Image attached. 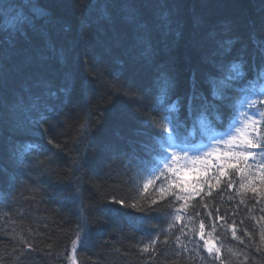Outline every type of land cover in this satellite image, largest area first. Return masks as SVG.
<instances>
[{"label": "trees", "instance_id": "trees-1", "mask_svg": "<svg viewBox=\"0 0 264 264\" xmlns=\"http://www.w3.org/2000/svg\"><path fill=\"white\" fill-rule=\"evenodd\" d=\"M108 2L3 0L0 36L15 37L23 72L0 91V264H66L84 216L77 264H264V171L241 160L219 184L212 179L211 189L205 184L186 200L176 193L161 201L141 183L160 139L151 120L161 115L154 100L162 78L172 83V99L185 105L173 144L202 140V128L226 129L227 116L222 127L185 123L186 98L194 89L210 97L221 60L229 67L236 59L260 64L264 0H156L179 4L173 9L179 23L154 40L148 59L131 35L92 7ZM20 11L32 23L16 33ZM85 21L89 39L82 44ZM53 44L63 53L59 60L50 54ZM37 78L44 86H36ZM240 86L226 91V104L237 107ZM28 144L34 147L21 155Z\"/></svg>", "mask_w": 264, "mask_h": 264}, {"label": "snow or ice", "instance_id": "snow-or-ice-1", "mask_svg": "<svg viewBox=\"0 0 264 264\" xmlns=\"http://www.w3.org/2000/svg\"><path fill=\"white\" fill-rule=\"evenodd\" d=\"M92 7L99 8L101 18L106 22L123 28L131 35L134 38L135 45L141 49L145 59L150 58L155 51L154 40L161 35L165 37L170 35L176 30L173 28V24L178 25L179 23L178 15L173 9L178 10L180 5L175 2L160 4L156 0H109L108 3H104L102 6L98 4L92 5ZM2 13L3 0H0V14ZM40 15H43V13H40ZM31 23V17L24 15L23 11L18 12L15 16L14 24L16 33H21L25 25ZM86 27L87 21H85L79 34V40L82 44H87L89 39ZM6 35V40L3 36H0V91L6 90L10 81L23 72L21 64L15 63L16 57L19 55V45L11 33H6ZM258 46L262 51L261 62L258 66L253 67L236 59L231 62L229 67L221 60L216 64L217 72L220 74L219 79L210 81L213 85L210 97L205 93H197L194 89L193 94L186 98L187 115L185 123L187 120L194 118V123L207 121L209 124H215L219 122V126L222 127L227 116V131L222 134L221 140L217 141V147L203 153V155L199 152L190 154L191 149L186 145L185 141H181L180 144L171 142L173 133H178L184 127L179 118V113L185 105L179 99H172V83L166 77L162 78L160 93L154 100V104L157 106L156 110L161 115L159 119L152 118L151 120V123L160 129L156 133L160 139L151 145L149 151V155L154 153V158L147 162L152 164V168L150 171L151 178L143 182V190L145 192L152 186L155 191L159 192L161 201L168 195H176L177 190L181 193H189L190 196L191 191L198 192L205 184L211 189L212 184L209 181L212 179H215L217 184H219L220 178L227 175L226 169L238 168L241 160L247 162L249 159L258 158L259 167L264 170V127H261L264 126V111L257 109L256 111L245 112L238 110L235 103L231 105L225 103L230 99L226 95V91L233 89L234 85H242L236 88L237 93L251 92L257 94L260 99L245 97L240 101L239 109H244L245 107L255 109L257 104H264V42H261ZM50 54L57 60L63 56V53L58 52L54 44L50 48ZM221 54L223 55V53ZM25 62L31 64L32 60L27 58ZM225 72H227V75H224ZM35 84L37 87H42L45 82L37 78ZM122 94L128 97L134 95L131 90H125ZM257 116L259 119H254ZM241 124L242 127L238 126ZM165 133L167 137L164 136ZM223 136H227L228 139L223 140ZM221 142L229 145V150L224 151L222 155L231 158L234 162H225L220 159L218 145ZM49 143L52 144L53 141L49 140ZM181 145L185 146L182 147ZM32 147H34L32 144L23 146L21 155ZM233 148L236 150L233 151ZM168 149L172 150L169 152ZM253 149H259L260 151L256 153L252 151ZM213 156L219 163V175L215 177L210 175V169L214 167L210 159ZM248 167H251V165ZM186 169L196 171L195 180L191 185L184 177V170ZM143 170L147 171V168L145 167ZM243 171L241 169V172ZM243 186L241 184V187ZM228 187H232V184L229 183ZM252 191L255 192L256 189L253 188ZM176 199L186 200V197L184 195H176ZM115 202L123 204V201ZM157 203L158 201L156 200L152 201L153 205ZM175 211L181 213L184 208H177ZM176 220H180V215L176 216ZM87 223L88 218L84 216L79 225L80 232L77 233V240H82L87 235ZM200 228L201 232H203V222L200 224ZM200 238L204 240V245L207 247L209 241L204 239L203 235ZM76 243L77 241H73V251H75ZM151 243L155 244L157 241L153 240ZM207 250L211 254L212 248L207 247ZM143 251H149V247L145 246ZM216 258L219 259V249H217ZM73 264H75V260H73Z\"/></svg>", "mask_w": 264, "mask_h": 264}, {"label": "rangeland", "instance_id": "rangeland-1", "mask_svg": "<svg viewBox=\"0 0 264 264\" xmlns=\"http://www.w3.org/2000/svg\"><path fill=\"white\" fill-rule=\"evenodd\" d=\"M251 99H257V98L253 97ZM258 99H260V97ZM257 109L261 110L260 107H259V104H257V106H256L255 109H248L247 107H245L244 109H239L238 108V110H243L245 112L256 111ZM241 119H243V118H241ZM254 119H259V118L258 117H254ZM238 126H241L242 127V124L241 125H238ZM226 131L220 132V133H207L206 139L204 141L198 142L197 144H195L193 146H188L191 149V153L190 154H196L197 152H199L201 155H203V153L212 150L214 147H217V141L218 140H221L222 134L225 133ZM227 139H228L227 136H223V140H227ZM218 147L220 149V159L222 161L229 159V157H225V156L222 155V153L224 151H228L229 150V145L221 142L218 145ZM171 150L172 149H168L169 152ZM232 150L235 151L236 149L233 148ZM252 151H254L256 153H259L260 150L259 149H253ZM181 155H183V154L181 153ZM210 159L212 161V165L213 166H216V165L219 164L218 161L216 160L215 156L211 157ZM249 160L252 161V162H254V163H256L259 166V160H258V158L257 159H249ZM161 167H162V165H161ZM198 167H201L202 168L203 166H198ZM212 170H213V167L210 169V173L212 172ZM184 177H185V180L191 185L194 182V180H195L196 171L191 170V169H186V170H184ZM149 178H151V176H149ZM192 192L193 191H191V193ZM176 193L178 195H187V194H189V193H181L178 190L176 191ZM73 248L74 247H72L71 252H73ZM70 257H71V255H70ZM68 264H73V259L72 258H70L68 260Z\"/></svg>", "mask_w": 264, "mask_h": 264}, {"label": "bare ground", "instance_id": "bare-ground-1", "mask_svg": "<svg viewBox=\"0 0 264 264\" xmlns=\"http://www.w3.org/2000/svg\"><path fill=\"white\" fill-rule=\"evenodd\" d=\"M149 176H150V172H148V173H146V174L141 173V183H142V186H143V182H144L145 180H147V179L149 178ZM156 193L159 194V192H157V191H156Z\"/></svg>", "mask_w": 264, "mask_h": 264}]
</instances>
